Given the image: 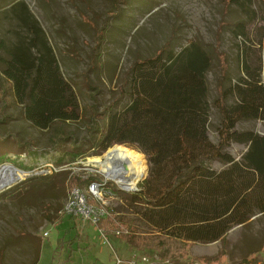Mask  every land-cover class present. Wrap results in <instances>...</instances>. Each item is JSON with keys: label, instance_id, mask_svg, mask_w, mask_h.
Masks as SVG:
<instances>
[{"label": "rangeland", "instance_id": "1", "mask_svg": "<svg viewBox=\"0 0 264 264\" xmlns=\"http://www.w3.org/2000/svg\"><path fill=\"white\" fill-rule=\"evenodd\" d=\"M14 1L17 0H0V54L2 45L12 40L16 29L6 13ZM23 1L44 29L62 73L75 88L81 118L76 122H56L47 129L33 126L21 113L20 105L12 101L0 72V166L8 164L24 173L20 181L0 189V264H114L116 255L123 260L138 257L140 251L114 233L104 242L91 224L59 214L69 192L63 194L66 179L57 174L106 179V169L98 160L108 161L122 147L134 150L140 158L129 160L135 166L120 159L125 166L123 174L139 178L135 190L122 189L108 176L111 179H106L104 190L110 193L101 204L120 223L133 219L140 235L150 238L147 242L151 247L156 233H149L122 194L139 190L147 175L146 157L136 147L123 143L96 154L97 147H90L87 138L94 107L102 110L120 94L125 73L136 58L155 54L166 43L178 51L191 40H201L213 51L206 78L208 135L216 143L221 117L215 100L221 89L233 86L247 72L258 77L264 87V3L252 0L251 19L228 0ZM240 21L247 25L245 35L233 32ZM103 26H108L106 31ZM235 101L232 95L225 98L226 105ZM235 129H252L264 135V120L240 121ZM59 135H72L83 142L87 148L84 155L75 160L64 156V144L61 151L54 150ZM15 137L29 145V153L16 146ZM245 150V145L235 142L226 148L236 160ZM3 156L6 158L1 159ZM57 158L62 162L56 164ZM210 165L221 167L217 162ZM86 186L79 187L90 195ZM122 230L127 232L126 228ZM184 244L186 264H264V213L233 226L221 240Z\"/></svg>", "mask_w": 264, "mask_h": 264}, {"label": "trees", "instance_id": "2", "mask_svg": "<svg viewBox=\"0 0 264 264\" xmlns=\"http://www.w3.org/2000/svg\"><path fill=\"white\" fill-rule=\"evenodd\" d=\"M228 1L254 18L252 0ZM6 13L16 29L12 40L1 47L0 72L12 101L39 129L56 122L79 121L78 95L62 73L38 20L23 0L12 2ZM246 28L240 21L233 32L245 35ZM212 52L204 42L194 39L178 51L166 43L155 54L136 58L125 73L120 94L102 110L94 107L87 126L88 143L97 147L96 154L120 143L144 153L148 168L139 190L122 194L149 233H156V241L150 247V238L140 235L133 219L120 223L109 211L98 218L96 227L106 236L120 229L114 236L130 242L141 254L170 264H186L184 242L221 240L233 226L264 213V135L252 129H235L240 121L264 120V87L258 77L247 72L233 86L221 89L215 100L221 119L214 143L208 135L206 78ZM229 95L236 101L226 105ZM14 142L29 153L25 142L16 137ZM231 142L246 146L239 160L226 151ZM63 144L67 145L64 156L72 160L87 150L72 135H59L53 149L61 151ZM61 162L57 158L56 164ZM212 162L221 167H211ZM57 175L66 179L63 194L94 179ZM119 192L114 189V193Z\"/></svg>", "mask_w": 264, "mask_h": 264}, {"label": "built area", "instance_id": "3", "mask_svg": "<svg viewBox=\"0 0 264 264\" xmlns=\"http://www.w3.org/2000/svg\"><path fill=\"white\" fill-rule=\"evenodd\" d=\"M106 179H92L86 186L87 193L90 195L85 194L84 189L79 186L71 188L68 191L69 195L66 202L59 211L61 215L75 217L83 224L89 223L94 226L103 237L104 242H108V238L102 230L96 227V223L99 217L107 214L101 204L103 203V198L110 193V191L104 190ZM96 201H99L98 204ZM119 233L120 229L114 230V234ZM44 235H47V232H44ZM126 261L127 264H170L168 261L159 260L157 256L151 258L145 254H139L138 257L132 256L126 260L119 258L117 255L114 256V264H123Z\"/></svg>", "mask_w": 264, "mask_h": 264}, {"label": "bare ground", "instance_id": "4", "mask_svg": "<svg viewBox=\"0 0 264 264\" xmlns=\"http://www.w3.org/2000/svg\"><path fill=\"white\" fill-rule=\"evenodd\" d=\"M131 157H139L138 154L134 150L126 149L122 147L116 150L115 154H113L108 161L101 162L98 160L100 167L106 169V174L110 176H106V178L114 180L116 184L119 185L122 189L132 190L136 187L138 183V179H134L133 176L130 174L126 176L124 173V167L121 164V159L129 160ZM140 158V157H139ZM140 160V159H139ZM138 160V161H139ZM97 161V160H96ZM130 161V160H129ZM130 163L135 166L134 161H130ZM24 177V173L18 171L16 168L12 167L11 165H2L0 166V189L4 187H8L9 185L20 181Z\"/></svg>", "mask_w": 264, "mask_h": 264}, {"label": "water", "instance_id": "5", "mask_svg": "<svg viewBox=\"0 0 264 264\" xmlns=\"http://www.w3.org/2000/svg\"><path fill=\"white\" fill-rule=\"evenodd\" d=\"M125 167V166H124ZM135 190V189H134ZM138 190V189H137Z\"/></svg>", "mask_w": 264, "mask_h": 264}]
</instances>
